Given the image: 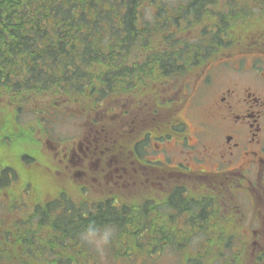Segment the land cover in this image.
<instances>
[{
	"label": "flooded vegetation",
	"instance_id": "flooded-vegetation-1",
	"mask_svg": "<svg viewBox=\"0 0 264 264\" xmlns=\"http://www.w3.org/2000/svg\"><path fill=\"white\" fill-rule=\"evenodd\" d=\"M249 41L227 60L229 46L202 54L186 45L184 56L195 60L184 59L185 69L147 76L96 108L74 107L66 93L62 107L23 100L7 125L0 111V139L11 129L13 143L48 147L41 161L23 152L21 172L0 161V248L44 264H86L98 254L79 234L94 224L116 229L110 259H190L209 250L210 258L219 243L225 264H244V256L264 264V36ZM158 48L166 56L170 45ZM62 123L65 133L54 137ZM35 161L71 181L79 200L65 189L38 204L26 200ZM135 227L143 246L133 242Z\"/></svg>",
	"mask_w": 264,
	"mask_h": 264
},
{
	"label": "trees",
	"instance_id": "trees-1",
	"mask_svg": "<svg viewBox=\"0 0 264 264\" xmlns=\"http://www.w3.org/2000/svg\"><path fill=\"white\" fill-rule=\"evenodd\" d=\"M223 1L214 8L217 0H0L3 107L45 95L62 107L68 93L74 107L96 108L147 76L185 69L184 59L195 60L184 56L186 45L214 53L216 45L236 43L247 24L264 25V0ZM161 44L170 45L166 56ZM141 230H134L135 240Z\"/></svg>",
	"mask_w": 264,
	"mask_h": 264
},
{
	"label": "rangeland",
	"instance_id": "rangeland-1",
	"mask_svg": "<svg viewBox=\"0 0 264 264\" xmlns=\"http://www.w3.org/2000/svg\"><path fill=\"white\" fill-rule=\"evenodd\" d=\"M167 1V0H164ZM224 5V1L223 0H217V3L214 5V8H220ZM251 20H258L257 18L251 19ZM201 25L197 24L196 25V29H199ZM249 24H247L239 33V35H237L236 40L240 43H236L233 47H231V49L229 50V52H231V55H223V59H232L235 57V54H238L239 49H242L241 47L243 46V44L248 40V38L251 36L252 38H261L264 36V31L261 29H264V25L263 26H254L252 28H249ZM188 32H192L191 30H188ZM234 53V54H232ZM262 55V54H260ZM261 57V56H260ZM262 58V57H261ZM260 59V58H259ZM9 111L5 112V116H4V125L8 124L7 118L9 116L8 114ZM12 116L10 118V122H11ZM31 119V116H30ZM24 120V118L22 119ZM61 127H59L58 129H56V131H54L53 136L54 137H61L64 133H65V125L62 123L60 125ZM5 135V139L4 141L10 137L12 140L13 136L11 134H9L8 132H4ZM31 135V133H30ZM35 139V138H34ZM33 150L35 151V158L37 157L38 161L40 160V155H45L48 147L43 146L41 148V152L37 151L36 148L34 147V140H18L15 141L13 144H11L8 147H3L0 149V161L6 162L7 164L11 165L15 170L20 169L19 162L20 158L19 156L23 153V152H33ZM49 155H52V151H49ZM19 158V160H18ZM35 161L33 167H35L37 169L38 172V176L37 178L32 182V188H30L27 192L29 193V195H26V200H28L29 198H34L36 197V200H41L38 201V203L43 202V201H47L53 198H56L61 189H65L66 194L72 198L74 201L79 200V194L78 191L75 190L73 183L68 179H66L62 174L58 173L57 174L54 171H51L52 168H49L48 165H43V163L41 164L40 162ZM32 167V168H33ZM21 172V169H20ZM66 183L70 184L69 186L66 185ZM89 197V196H88ZM2 206L0 205V208ZM2 216H0L1 218ZM138 242V244H141V240H136ZM117 245L116 247L120 250H126L123 246H122V242H118L116 241ZM110 247L111 249L113 248V246L111 245V241H110ZM86 246L88 248H92L91 246H89L88 244H86ZM93 249V254L95 256V254H97V252ZM0 252H4L3 255H1V257L6 256V257H10L11 258V262L9 264H38L37 262H34L32 259L30 258H25L22 256H13V250L12 249H7L6 247H4V249L2 250L0 248ZM107 252V248L105 250V253ZM203 252H200L199 255H201ZM218 253V251H217ZM216 254V252H215ZM3 264H7L6 262L8 260H6V262L4 260ZM224 258H222L221 256L215 257V264H219L220 262H224ZM90 264H183V262L181 261V257L180 255L177 256H164V257H149L146 256L145 258L139 256L138 258H133V255L131 257L128 258H120V259H110L108 257H106V254H104L103 256H96L93 259H91L89 261ZM241 263L244 264H254V260L250 257V256H244L243 258H241ZM56 264V263H55Z\"/></svg>",
	"mask_w": 264,
	"mask_h": 264
},
{
	"label": "clouds",
	"instance_id": "clouds-1",
	"mask_svg": "<svg viewBox=\"0 0 264 264\" xmlns=\"http://www.w3.org/2000/svg\"><path fill=\"white\" fill-rule=\"evenodd\" d=\"M115 232L116 229L114 226H108L101 230L94 224H89V226L79 234V238L82 242L94 248L98 255L103 256Z\"/></svg>",
	"mask_w": 264,
	"mask_h": 264
}]
</instances>
